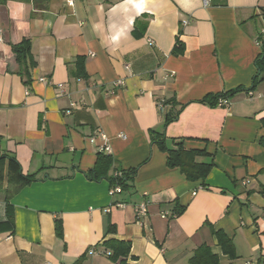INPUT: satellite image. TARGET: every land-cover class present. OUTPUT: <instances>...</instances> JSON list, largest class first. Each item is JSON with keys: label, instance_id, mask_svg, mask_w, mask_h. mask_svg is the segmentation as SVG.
<instances>
[{"label": "crops", "instance_id": "obj_1", "mask_svg": "<svg viewBox=\"0 0 264 264\" xmlns=\"http://www.w3.org/2000/svg\"><path fill=\"white\" fill-rule=\"evenodd\" d=\"M44 5L0 4V155L37 175L9 199L10 224L5 163L0 264H189L202 244L219 264H264V80L252 87L264 0ZM23 39L35 61L27 83L12 51ZM234 91L228 106L199 103ZM169 99L185 107L164 128ZM156 133L167 148L186 138L213 157L206 187L166 166ZM106 148L116 168L136 169L113 196L107 180L86 176ZM213 230L231 239L234 258ZM105 239L130 243L124 262L102 254Z\"/></svg>", "mask_w": 264, "mask_h": 264}, {"label": "trees", "instance_id": "obj_2", "mask_svg": "<svg viewBox=\"0 0 264 264\" xmlns=\"http://www.w3.org/2000/svg\"><path fill=\"white\" fill-rule=\"evenodd\" d=\"M13 1V0H12ZM23 3H32L34 7L38 8L37 10H43L48 0H16ZM6 0H0V4H4ZM30 41L28 39H23L20 43L12 47L14 56L19 66V74L24 77L25 83L28 82L29 70L34 68L35 61L30 51ZM261 53L256 59V67L258 76L254 79L253 85H256L264 80V40L260 43ZM177 50V51H176ZM175 54L181 53V46L176 49ZM81 63L82 60L79 59ZM79 65V64H78ZM81 66V64H80ZM81 73V72H80ZM235 92H225L218 95H207L199 103L216 107L218 106L217 101L221 98L228 99ZM164 105H170V111L164 116V128L167 127L170 123L176 121L179 113L185 105H177L174 100H167ZM165 136L164 133H156L153 142L154 145L159 147L166 155V166L171 169H177L185 176L186 180L192 183H199L203 187L205 185V179L210 173V170L213 167V157L203 149H191L187 148L184 145V142L188 139H172V147L167 148L165 146ZM192 140V139H191ZM7 162V177H6V187L4 192L6 194V215L7 222L12 223V216L10 210L9 199L13 194L18 192L21 188L29 185L30 183L36 181L37 175H24L21 172L20 165L16 162L13 157L7 155H0V190L2 189L3 180H4V169L5 163ZM94 167L86 173V176L93 181H102L103 179L107 180L109 183V188L118 185L121 188V192L125 191L129 187V183L134 177L136 169L129 171L119 170L115 167V162L112 157L106 153H98L96 156ZM183 209L175 212L176 215L181 214ZM56 235H61V229L59 223L56 222ZM112 229L111 232L112 233ZM212 234L217 239V244L220 247L221 251L229 256L234 258L235 254L233 251V244L230 238L226 237L221 230L212 231ZM130 243L115 240V239H105L102 244L103 252H109L108 257L115 263L124 262L130 252ZM193 256L189 259V264H219V258L216 254L210 252V248L202 244L193 252ZM84 260V259H83ZM79 259L78 263L83 261Z\"/></svg>", "mask_w": 264, "mask_h": 264}, {"label": "built area", "instance_id": "obj_3", "mask_svg": "<svg viewBox=\"0 0 264 264\" xmlns=\"http://www.w3.org/2000/svg\"><path fill=\"white\" fill-rule=\"evenodd\" d=\"M74 1L75 0H65V2H66V5H68V6H73V4H74ZM184 24H187L186 22L184 23ZM263 34H264V31H263ZM151 42V41H150ZM41 80H43V79H41ZM117 85H121V82H117ZM217 103H218V106H228V102H227V100L226 99H223V98H221V99H219L218 101H217ZM73 106V105H72ZM67 114H70L71 112L70 111H67L66 112ZM101 138H102V140H104V139H106V136L105 135H103V133H101L100 132V134H98ZM105 152L106 153H109V151H108V149L106 148L105 149ZM110 189V196H113V195H116V193H120L121 192V188L118 186V185H116V186H114V187H111V188H109ZM116 208L118 207V208H124L125 207V204L124 203H121V202H118L116 205ZM134 212H135V215H136V217H137V219L140 221L141 219H143L145 216H146V212H147V203L144 201L143 203H140V204H138V205H134ZM165 215H163V217H164ZM104 256L105 255H109V252H107V251H105V252H103L102 253Z\"/></svg>", "mask_w": 264, "mask_h": 264}]
</instances>
